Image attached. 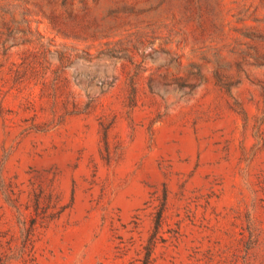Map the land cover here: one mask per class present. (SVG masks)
Here are the masks:
<instances>
[{"label": "rangeland", "instance_id": "obj_1", "mask_svg": "<svg viewBox=\"0 0 264 264\" xmlns=\"http://www.w3.org/2000/svg\"><path fill=\"white\" fill-rule=\"evenodd\" d=\"M0 264H264V0H0Z\"/></svg>", "mask_w": 264, "mask_h": 264}]
</instances>
